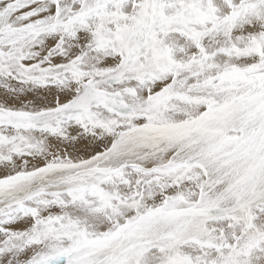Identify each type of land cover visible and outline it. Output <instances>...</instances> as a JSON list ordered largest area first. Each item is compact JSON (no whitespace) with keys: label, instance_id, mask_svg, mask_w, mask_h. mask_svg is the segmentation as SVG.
I'll return each instance as SVG.
<instances>
[{"label":"snow or ice","instance_id":"snow-or-ice-1","mask_svg":"<svg viewBox=\"0 0 264 264\" xmlns=\"http://www.w3.org/2000/svg\"><path fill=\"white\" fill-rule=\"evenodd\" d=\"M0 264H264V0H0Z\"/></svg>","mask_w":264,"mask_h":264}]
</instances>
